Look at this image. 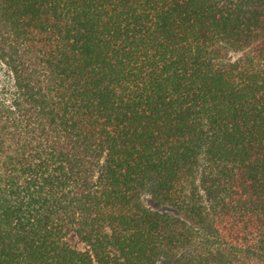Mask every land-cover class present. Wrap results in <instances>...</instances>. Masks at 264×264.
I'll use <instances>...</instances> for the list:
<instances>
[{"label":"trees","instance_id":"obj_1","mask_svg":"<svg viewBox=\"0 0 264 264\" xmlns=\"http://www.w3.org/2000/svg\"><path fill=\"white\" fill-rule=\"evenodd\" d=\"M0 62V264H264V0H0Z\"/></svg>","mask_w":264,"mask_h":264},{"label":"rangeland","instance_id":"obj_2","mask_svg":"<svg viewBox=\"0 0 264 264\" xmlns=\"http://www.w3.org/2000/svg\"><path fill=\"white\" fill-rule=\"evenodd\" d=\"M12 87V78L3 63L0 62V95L7 97ZM67 241L76 247L81 248L82 243L79 242L74 234H70L67 237Z\"/></svg>","mask_w":264,"mask_h":264}]
</instances>
